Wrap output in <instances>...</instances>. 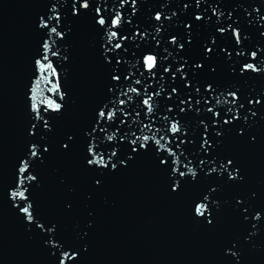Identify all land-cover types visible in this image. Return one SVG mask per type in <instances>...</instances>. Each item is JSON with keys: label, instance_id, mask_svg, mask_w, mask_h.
<instances>
[{"label": "snow or ice", "instance_id": "snow-or-ice-1", "mask_svg": "<svg viewBox=\"0 0 264 264\" xmlns=\"http://www.w3.org/2000/svg\"><path fill=\"white\" fill-rule=\"evenodd\" d=\"M144 3L145 0H45L35 13L31 21L37 37L30 58L32 86L25 84L23 93L24 144L12 163L10 178L3 184V200L26 236L38 241L48 264H86L91 251L87 238L95 227V211L90 207L94 195L104 191L108 181L144 163L159 179L165 196L182 201L186 218L201 230L216 232L225 208H230L243 232L222 238L220 264H248V254H264L256 244V238L264 234V193L237 190L231 201L218 193L246 183L245 167L227 144L258 143L256 125L264 121V88L246 92L235 83L222 85L216 79L218 66L214 61L223 62L230 80L264 79V0H258L257 7L248 13V26L255 27L261 38L254 47L245 46L250 36L240 21L233 19L232 10L224 9L218 15L216 9L223 8L222 0H178L176 9L167 12L163 11L168 8L166 0H160L159 8L147 10L148 25L158 34L165 21L173 23L175 18L180 33H168L159 39L135 21ZM220 16L225 20L221 21ZM206 21L212 23L213 33L199 42L198 52L193 54L194 36ZM76 24H84L95 35L102 92L83 126L68 128L58 135L56 122L68 112L70 96L60 82L62 73L56 65L69 62L65 44ZM145 35L157 47H163L166 54L142 53L137 57L141 65L138 70L142 76L147 73L146 79L167 81V87L155 89L145 84L141 86L142 94L132 86L141 85L140 79L130 81L131 73L122 70V61L127 63L125 54L130 44L126 41L143 40ZM52 40L58 47L50 45ZM49 77L56 83H49ZM38 80L49 84L48 92L58 100L50 95L37 101ZM221 96L225 97L223 102ZM221 103L227 105L226 109L217 107ZM162 108L166 112L162 119L167 124L163 134L159 128L153 131ZM193 114L197 125L194 133L181 123L185 116ZM132 124L138 128L133 129ZM109 130L114 131L109 134ZM191 145L195 149L189 151ZM186 151L192 159L184 155ZM54 154L74 156L78 171L87 181V189L81 193L82 201L88 205L86 219L83 228L79 223L73 228L79 243L69 242L60 235L57 222L40 214L37 193L42 188L41 169L48 166ZM202 179L215 183L193 195L191 189ZM57 183L68 193L73 192L65 176L58 175ZM62 212L66 216L73 214L72 200H65Z\"/></svg>", "mask_w": 264, "mask_h": 264}, {"label": "water", "instance_id": "water-1", "mask_svg": "<svg viewBox=\"0 0 264 264\" xmlns=\"http://www.w3.org/2000/svg\"><path fill=\"white\" fill-rule=\"evenodd\" d=\"M166 2L168 8L163 11L176 9L178 0ZM44 3L45 0H0V264H48V258L40 249L38 241L26 236L20 223L9 211L7 202L3 200V184L10 178L12 163L24 144L23 93L25 84L32 86L29 83L32 77L30 58L37 40L31 29V21ZM222 3L223 8L216 9L218 15L224 9L232 10L233 19H238L240 26L250 36L245 46H257L261 38L255 27L248 26L247 21L251 18L248 13L257 7L258 0H222ZM153 7L159 8L160 0H145L139 15L135 17V21L145 28L146 33L151 32L157 39L168 33L179 34L180 27L175 23V18L173 23L165 21L164 28L158 34L148 25L147 10ZM219 18L221 21L225 20L224 16ZM215 20L216 17H213L212 21ZM124 31H127V27ZM212 33L213 25L206 21L194 36V48L191 50L193 54L198 52L199 42L205 41ZM126 43L130 44V48L125 54L127 63L122 61V70L126 74L131 73L130 81H141V85L132 86L137 87L142 94L144 89L141 86L145 84L155 89L162 85L166 88L167 81H159L158 77L146 79L147 73L142 76L137 59L142 53L165 55L164 48L157 47L147 35L143 40L130 39ZM94 44L95 35L84 24L73 26V32L65 44L69 50V62L66 65H56L57 70L62 73L60 82L70 96L68 112L56 122L58 135L68 128L83 126L91 107L101 98L103 77L96 61ZM50 45L58 47L54 40L50 41ZM169 49L171 50V46ZM214 62L218 66L216 79L222 85L235 83L246 92L250 88H264V79H228L223 62ZM49 83L56 81L49 77ZM36 84L37 101L50 95L58 100V97L48 92L49 84L40 80ZM220 99L223 102L225 97L221 96ZM73 100L76 101L75 104L72 103ZM210 103L214 104L215 101ZM217 107L226 109L227 105L221 103ZM163 114L166 112L162 108L157 113L159 119L153 128V131L159 128L161 134L167 127L162 119ZM181 123L195 132L197 125L194 114L185 116ZM132 128L137 129L138 125L132 124ZM113 131L109 130V134ZM256 131L258 143L254 146L233 144L231 141L227 144L230 150L238 154L247 174L245 184L218 193L229 201L237 190L264 193V121L257 123ZM194 149L195 145L189 146V151ZM189 151L184 155L192 159ZM58 175L67 178L73 192L68 193L58 185ZM41 180L42 188L37 193L41 216L57 222L60 235L69 242L79 243L73 228L77 223L83 228V221L86 219L85 207L88 205L82 201L81 193L87 189V181L78 171L75 157L54 154L48 166L41 169ZM214 183V180L202 179L191 189L192 194L197 195L207 184ZM65 200L73 201L74 212L70 216L62 212ZM90 207L95 211V227L87 238L91 251L86 257V264H220L219 247L222 238L225 235L238 236L243 232V226L236 222L227 207L216 232L201 230L190 223L186 218L183 202L169 200L159 179L144 163L108 181L104 191L94 195ZM256 244L264 249V234L256 238ZM246 259L248 264H264V254L261 252L250 253ZM66 264L70 262L66 261Z\"/></svg>", "mask_w": 264, "mask_h": 264}]
</instances>
